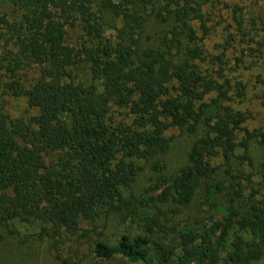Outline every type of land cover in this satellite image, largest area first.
I'll return each mask as SVG.
<instances>
[{"label": "trees", "instance_id": "1", "mask_svg": "<svg viewBox=\"0 0 264 264\" xmlns=\"http://www.w3.org/2000/svg\"><path fill=\"white\" fill-rule=\"evenodd\" d=\"M1 1L11 12L0 15L1 233L10 222L38 221L55 259L77 264L90 233L111 217L134 216L142 234L97 240V259L264 264V193L242 170H264L251 154L253 145L264 152V132L247 129L244 113L227 104L222 55L205 57L198 45L209 35L202 6L210 0ZM230 21L226 47L262 49L254 39L260 17L237 4ZM71 28L80 33L75 44L66 41ZM27 65L36 76L22 81ZM6 97L25 99L35 113L10 123ZM170 128L189 141L179 164L165 169ZM139 162L155 175L148 191L157 193L146 199L125 194L149 166ZM196 198L205 217L196 227L177 223Z\"/></svg>", "mask_w": 264, "mask_h": 264}, {"label": "rangeland", "instance_id": "2", "mask_svg": "<svg viewBox=\"0 0 264 264\" xmlns=\"http://www.w3.org/2000/svg\"><path fill=\"white\" fill-rule=\"evenodd\" d=\"M212 3L207 6H202V11L210 14V30L208 37L205 38L204 44L201 42L198 45L204 50L205 57L210 55H222L224 61L229 65L228 75L226 77L231 80V89L228 92L230 97L228 105H231L235 110L243 112L247 117L244 126L249 130H260L264 132V108L261 106V96H264V45L259 52L251 55L248 54L242 46L237 42H231L226 47L225 39L227 33L231 32L230 28V10L234 5L240 4L244 8L247 16L256 17L264 21V0H210ZM10 14L9 5L0 0V15ZM109 18V17H108ZM106 18L107 34L113 36L115 34V24L109 18ZM192 26V25H191ZM197 28V26H195ZM213 27V28H212ZM259 27V26H258ZM261 27V28H260ZM254 39L264 43V25H261ZM201 34V32H199ZM198 34V37L201 36ZM80 33L78 30L68 29L66 41L75 44L79 41ZM201 44V45H200ZM28 66V67H27ZM24 66L19 70L20 80L25 81L36 76V69ZM208 66V64L206 65ZM204 68V67H203ZM1 89V88H0ZM6 103L2 106V113L7 117L10 123L18 120H26L28 116L35 113L31 110L25 99L5 98ZM118 120L124 119V114L118 113L115 115ZM165 137L171 139L170 152L162 156L163 161H160L159 167L168 169L175 168L182 160L181 154L184 151L189 139L185 135H181L178 129L170 128L165 133ZM251 154L256 159L257 163H264V152L256 145L251 148ZM141 167L137 173L133 190L125 192L129 195L132 193L135 198H148L149 195H155L157 191L150 192L154 185V181L149 182L153 175L150 176L148 167L151 163L139 162ZM140 167V168H141ZM242 170L245 174L252 173V184L258 186L264 193V170L261 168L252 169L250 166L244 165ZM150 176V177H149ZM155 178V175H154ZM153 178V179H154ZM153 184V185H152ZM144 191V192H143ZM261 192V191H260ZM199 198V197H198ZM198 198L187 209H181L176 216L177 223L190 224L197 226V221L205 217L206 207H200ZM125 213H129L126 211ZM116 214V212H115ZM202 223H200V226ZM140 223L134 216L111 217V220L103 227L97 228L95 233H90L83 249L80 252L82 259L77 264H141L140 262H131L126 259L115 257L111 260L97 259L91 252L92 245L97 240H105L114 242L120 236L129 234H142L143 229L139 226ZM44 226V225H43ZM38 221H14L5 226L6 231L3 234L0 231V264H61L56 260L49 249V240L47 238H39L43 228ZM42 227V228H41ZM83 230L88 231L91 225L84 223ZM248 240L250 236L244 235ZM216 240V238L214 239ZM173 264H177L176 260Z\"/></svg>", "mask_w": 264, "mask_h": 264}]
</instances>
